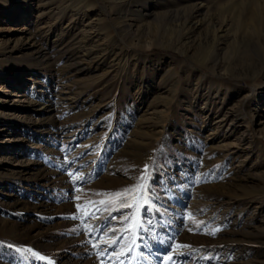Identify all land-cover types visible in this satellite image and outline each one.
<instances>
[{"label":"rangeland","instance_id":"obj_1","mask_svg":"<svg viewBox=\"0 0 264 264\" xmlns=\"http://www.w3.org/2000/svg\"><path fill=\"white\" fill-rule=\"evenodd\" d=\"M140 183L138 209L76 207ZM175 244L264 264V0H0V264Z\"/></svg>","mask_w":264,"mask_h":264},{"label":"snow or ice","instance_id":"obj_2","mask_svg":"<svg viewBox=\"0 0 264 264\" xmlns=\"http://www.w3.org/2000/svg\"><path fill=\"white\" fill-rule=\"evenodd\" d=\"M147 165L145 166V174H147ZM69 176L72 178L73 181H77V180H82L83 177L80 176L79 174L77 175H73L72 173H68ZM147 176H142L140 177V179L142 181L146 180ZM77 191H80V189H77ZM147 191V185L145 183H140L135 185L132 188H128L123 190V192H117L111 195L108 194H103L105 196V199L99 200V201H86L84 205H80L77 204L76 207L78 210H81V212L83 213L84 216H87L89 213L87 211H84V209H86L90 204L92 205H114V204H119V208H133L136 207L137 209L140 206V194L143 192ZM96 195H102L100 193H96ZM121 197H124V199H121ZM75 199L79 200L80 196H76ZM147 198H145L146 200ZM105 210H107V207L105 208ZM94 215V213H93ZM189 217H192L193 214L189 213L188 214ZM72 219L74 220H80L82 219L81 215H74L72 217ZM131 219V223L127 226V228L125 229L126 231L128 230H132L133 232L135 231V229L137 227H139V222H138V218L133 215L132 217L129 216H125L124 220H129ZM85 228H89V226L87 224L84 225ZM194 227L197 230H201V225L198 222H194ZM91 230V229H89ZM192 230V229H190ZM113 231H115L113 229ZM203 231H205L206 234H211V235H215L216 232L219 231V229H212L211 231L208 230V226L206 225L203 229ZM107 235V233H105ZM120 239V237H113L110 240L107 241H103L104 243L110 244V245H116L118 240ZM130 244L135 243V240H132L129 242ZM9 248L12 247V245H8ZM93 247H98V245L94 244ZM127 247V246H125ZM190 246L188 245H180V244H175L174 246L171 247L170 251L164 256V260L166 262H170V264H177V256H181L184 255V253L182 251H178L180 249L183 248H188ZM16 251H25L27 253H30L32 256L37 257L38 259H45V257L43 256H39L37 253L33 252L32 249H16ZM128 251L131 252V248L128 247ZM175 254V255H174ZM113 255L115 256V258L117 260L120 259L121 256L125 255V252L123 251V249L119 252H114ZM142 255V254H141ZM202 259H207L206 257H202ZM49 264H53V262L49 261ZM101 264H103V262H101ZM180 264H183V262L181 261Z\"/></svg>","mask_w":264,"mask_h":264}]
</instances>
